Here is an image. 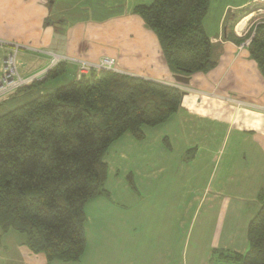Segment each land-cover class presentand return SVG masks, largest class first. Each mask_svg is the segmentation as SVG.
<instances>
[{
	"label": "crops",
	"instance_id": "1",
	"mask_svg": "<svg viewBox=\"0 0 264 264\" xmlns=\"http://www.w3.org/2000/svg\"><path fill=\"white\" fill-rule=\"evenodd\" d=\"M152 2L0 0V39L25 46L17 53L21 75L46 67L49 52L87 61L108 56L117 72L186 88L165 122L143 126L141 140L125 132L109 146L105 193L94 199L93 221L85 205L86 246L73 264L240 263L220 253L246 251L247 227L264 194V78L243 44L264 13L256 0H209L203 27L216 64L185 85L174 80L157 36L135 13ZM4 54L0 48V63ZM61 64L70 75L58 86L76 79V64ZM58 74L3 101L10 102L3 112L22 104L12 100L30 98L25 91L35 89V97L54 90L57 85H44ZM201 210L196 239L202 248L183 257L176 244ZM124 212L128 217L118 218ZM14 233L0 230V264H45L24 235L9 249Z\"/></svg>",
	"mask_w": 264,
	"mask_h": 264
},
{
	"label": "trees",
	"instance_id": "2",
	"mask_svg": "<svg viewBox=\"0 0 264 264\" xmlns=\"http://www.w3.org/2000/svg\"><path fill=\"white\" fill-rule=\"evenodd\" d=\"M208 5L209 0H153L134 9L157 36L174 75L189 77L216 64L203 27ZM248 48L264 78V23L256 26ZM183 94L175 86L113 70L90 71L2 113L1 233L24 235L26 247L42 253L45 264L78 262L86 246L84 207L105 193L109 146L125 132L141 140L142 127L165 122ZM259 198L246 251L218 252L225 259L264 264V194Z\"/></svg>",
	"mask_w": 264,
	"mask_h": 264
},
{
	"label": "built area",
	"instance_id": "3",
	"mask_svg": "<svg viewBox=\"0 0 264 264\" xmlns=\"http://www.w3.org/2000/svg\"><path fill=\"white\" fill-rule=\"evenodd\" d=\"M256 3L261 6L260 10L264 13V0H256ZM261 23H264V17H259V20H256L253 23L254 28ZM252 33H254V31ZM249 43L250 41H245L243 44L248 46ZM22 47L25 46L20 43L0 39V48L5 51L0 63V102L6 100L9 96L16 94L21 88L30 85L34 81L43 80L47 76V73L59 63L76 64V78H79L81 75L89 73L90 71H117L113 58L108 56H103L98 61H87L77 57L49 52L50 59L46 67L38 72L24 76L21 75L19 71V63L17 59V53ZM175 87L182 91L186 90L182 85H175Z\"/></svg>",
	"mask_w": 264,
	"mask_h": 264
},
{
	"label": "rangeland",
	"instance_id": "4",
	"mask_svg": "<svg viewBox=\"0 0 264 264\" xmlns=\"http://www.w3.org/2000/svg\"><path fill=\"white\" fill-rule=\"evenodd\" d=\"M17 57H18V55H17ZM59 64H61V63H59ZM69 71H70V67H67V70H64L63 72L61 71V73H59L56 77H52L51 76V78L48 79V82H49L48 85H44V87L45 86L46 87H49L50 85H54L55 86V85H57V83H62L64 81V79L66 78V75H70V72ZM53 80H59V82L58 81H53ZM36 82H38V81H36ZM45 83H46V81L43 84H45ZM64 83H68V82H64ZM59 85H61V84H59ZM38 87L35 86V89L38 88ZM35 89L29 90V91H25L26 93H21L23 96H24V94H26L25 97H30V98H26V101H28V99H31V97H33L32 96V93L35 92ZM14 95H16V94H14ZM14 95L9 96V98L13 97ZM24 100H22V101H24ZM22 101L21 100H17V99L12 100L11 101L12 102L11 105H17L18 103H23ZM8 104H10L9 101H7V102L1 101L0 102V115L2 113H4L3 111L5 110V108H6V106ZM108 150H107V152H108ZM107 152L105 153V157L107 155ZM201 154H204V153L202 152ZM138 193H135V194H137V196L135 198V201L136 202H137V200H140V195ZM100 196H102V195H100ZM97 197H99V196H96V197L91 198L85 204L86 205V208L88 210V216H89L90 221L91 220L93 221V219H94V206H95V200L94 199L97 198ZM117 205L121 206L122 205V202H117ZM84 209H85V207H84ZM136 215H139L140 216V204H139V211H138V213ZM126 217H128V215H127L126 212H124L121 215H119L118 218H126ZM202 218H203V216H202V210H201L199 212L197 218H194L192 220L191 224H187L186 228L184 229L185 230V233L182 234L180 240L176 244V247L177 246H180L181 250L184 248V250H183V257H185L186 255H188V257H189L191 255L193 249H196V248L197 249H201L202 248V246H201V240L199 241V240L196 239V228L199 227V224H200ZM135 232L138 233V234L141 233V232H143V226L141 224H137L135 226ZM14 234L16 236L15 239L13 241H11V242H8L9 244H7V247L9 249L13 248L14 246L16 247V245H17L16 242L18 241V238H23V235H21L19 233H14ZM206 242L208 243L207 240H206ZM119 244H120V241H119ZM119 249H121V248H119ZM88 250H90V247H89ZM217 253H218V251H216L215 255ZM60 264H62V263H60ZM69 264H73V263H69ZM236 264H240V263H236Z\"/></svg>",
	"mask_w": 264,
	"mask_h": 264
},
{
	"label": "water",
	"instance_id": "5",
	"mask_svg": "<svg viewBox=\"0 0 264 264\" xmlns=\"http://www.w3.org/2000/svg\"><path fill=\"white\" fill-rule=\"evenodd\" d=\"M174 80L178 83H182L187 85L189 83V77L182 76V75H174Z\"/></svg>",
	"mask_w": 264,
	"mask_h": 264
}]
</instances>
